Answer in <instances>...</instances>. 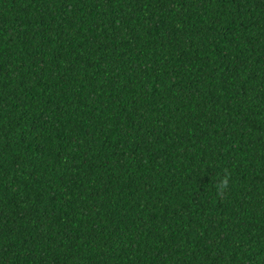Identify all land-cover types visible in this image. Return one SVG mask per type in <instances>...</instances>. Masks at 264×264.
<instances>
[{
    "label": "trees",
    "instance_id": "16d2710c",
    "mask_svg": "<svg viewBox=\"0 0 264 264\" xmlns=\"http://www.w3.org/2000/svg\"><path fill=\"white\" fill-rule=\"evenodd\" d=\"M0 264H264V0H0Z\"/></svg>",
    "mask_w": 264,
    "mask_h": 264
},
{
    "label": "clouds",
    "instance_id": "9594fccd",
    "mask_svg": "<svg viewBox=\"0 0 264 264\" xmlns=\"http://www.w3.org/2000/svg\"><path fill=\"white\" fill-rule=\"evenodd\" d=\"M229 183V175L225 174L216 181L217 189H223Z\"/></svg>",
    "mask_w": 264,
    "mask_h": 264
}]
</instances>
